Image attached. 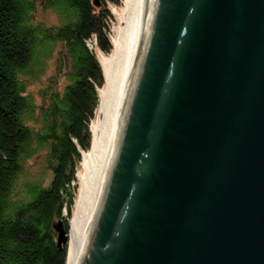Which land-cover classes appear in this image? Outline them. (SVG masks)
Masks as SVG:
<instances>
[{"label":"water","instance_id":"95a60500","mask_svg":"<svg viewBox=\"0 0 264 264\" xmlns=\"http://www.w3.org/2000/svg\"><path fill=\"white\" fill-rule=\"evenodd\" d=\"M73 264H264V0L149 1Z\"/></svg>","mask_w":264,"mask_h":264},{"label":"trees","instance_id":"16d2710c","mask_svg":"<svg viewBox=\"0 0 264 264\" xmlns=\"http://www.w3.org/2000/svg\"><path fill=\"white\" fill-rule=\"evenodd\" d=\"M120 3L0 0V264L66 263L57 227L68 234L104 85L96 50L111 53L108 6ZM38 10L52 12L57 25L36 20ZM34 82L39 103L29 91ZM38 156L32 174L27 166Z\"/></svg>","mask_w":264,"mask_h":264},{"label":"bare ground","instance_id":"6f19581e","mask_svg":"<svg viewBox=\"0 0 264 264\" xmlns=\"http://www.w3.org/2000/svg\"><path fill=\"white\" fill-rule=\"evenodd\" d=\"M149 1L140 0L132 5L124 32L115 43L113 58L104 57L102 60L103 67L106 65L109 69L105 87L100 91L98 121L90 149L81 158L82 185L76 215L71 224L65 264H73L94 211L101 176L132 78Z\"/></svg>","mask_w":264,"mask_h":264},{"label":"rangeland","instance_id":"374dc122","mask_svg":"<svg viewBox=\"0 0 264 264\" xmlns=\"http://www.w3.org/2000/svg\"><path fill=\"white\" fill-rule=\"evenodd\" d=\"M128 1L129 0H121V3L120 5L118 6H115V5H109L108 6V9L111 13V16H112V20L110 22V26H109V38L111 40V45H112V51L110 54L108 55H103L102 56L100 55V53H97L96 51V56H97V59L101 65V68L103 70V75H104V85L98 89V105H97V108L95 110V113H94V118L90 121L89 125H88V129H89V132L91 134V142H92V138H93V134H94V127L95 125L97 124V121H98V111H99V106H100V91L105 87V82H106V75H107V72H108V69L109 67L105 65V67H103L102 65V60L103 58H113V55H114V48H115V43L117 42V40L119 39L118 38V33H119V29H120V26H121V22H122V19H123V16H124V13H125V10H126V7H127V4H128ZM36 20L38 21H42L48 25H57L58 23V20L56 18V16L50 12V11H46V12H41L40 10H38L37 14H36ZM49 73V72H47ZM40 84L37 83V82H34L32 84V86L30 87L29 91L31 93L34 94V96H36L35 100L37 103L40 102V97L38 96V91L40 90ZM91 145V143H90ZM86 152H82V154H84ZM83 156V155H82ZM81 156V157H82ZM39 159L40 157H36L34 160H33V165H30V166H27V169L32 173V174H36L37 171L39 170V166L37 165L39 163ZM81 173H82V169H81V162L78 166V169H77V174H76V182H75V187H77V192L75 194V199H74V205L72 207V210H71V216L69 218V221H68V234H67V248L69 247V239H70V232H71V224H72V220L74 219L75 215H76V211H77V205H78V201H79V193H80V189H81V180L80 179V176H81ZM68 251V249H67Z\"/></svg>","mask_w":264,"mask_h":264},{"label":"built area","instance_id":"2783aa9c","mask_svg":"<svg viewBox=\"0 0 264 264\" xmlns=\"http://www.w3.org/2000/svg\"><path fill=\"white\" fill-rule=\"evenodd\" d=\"M88 46L90 47V44H88ZM91 48V47H90ZM101 55V54H100ZM102 56V55H101Z\"/></svg>","mask_w":264,"mask_h":264},{"label":"clouds","instance_id":"9594fccd","mask_svg":"<svg viewBox=\"0 0 264 264\" xmlns=\"http://www.w3.org/2000/svg\"><path fill=\"white\" fill-rule=\"evenodd\" d=\"M97 51V50H96ZM97 53H100L99 51H97ZM101 54V53H100ZM102 55V54H101Z\"/></svg>","mask_w":264,"mask_h":264}]
</instances>
